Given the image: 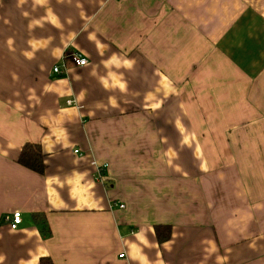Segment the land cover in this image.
I'll return each instance as SVG.
<instances>
[{
  "label": "crops",
  "instance_id": "crops-1",
  "mask_svg": "<svg viewBox=\"0 0 264 264\" xmlns=\"http://www.w3.org/2000/svg\"><path fill=\"white\" fill-rule=\"evenodd\" d=\"M42 257L264 264V0H0V264Z\"/></svg>",
  "mask_w": 264,
  "mask_h": 264
},
{
  "label": "trees",
  "instance_id": "trees-1",
  "mask_svg": "<svg viewBox=\"0 0 264 264\" xmlns=\"http://www.w3.org/2000/svg\"><path fill=\"white\" fill-rule=\"evenodd\" d=\"M18 161L23 165L44 173V153L37 143H26L20 152ZM155 235L159 243H163L171 237V226L168 224L156 225ZM41 264H53L51 257H42Z\"/></svg>",
  "mask_w": 264,
  "mask_h": 264
},
{
  "label": "built area",
  "instance_id": "built-area-1",
  "mask_svg": "<svg viewBox=\"0 0 264 264\" xmlns=\"http://www.w3.org/2000/svg\"><path fill=\"white\" fill-rule=\"evenodd\" d=\"M66 59L70 60L73 64H75L76 66H84L88 63V58L83 56L82 54H80L79 52H74V51H68L65 52L62 56V63L60 64H56L53 67V72L57 73V74H61L62 72H64V70L68 69V65L66 64ZM70 103L72 102L71 100L69 101ZM107 167L106 164L99 166L98 165V170L100 172L101 168H105ZM6 220L11 224L12 228H17L18 225L21 223L22 221V215L20 211H16L14 212L12 215H7L6 216ZM120 256H124V254H120Z\"/></svg>",
  "mask_w": 264,
  "mask_h": 264
}]
</instances>
